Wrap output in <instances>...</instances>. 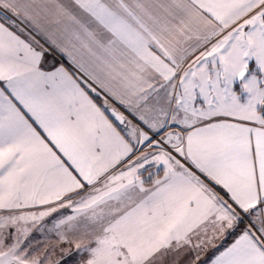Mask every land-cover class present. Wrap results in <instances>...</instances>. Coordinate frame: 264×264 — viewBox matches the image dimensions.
Instances as JSON below:
<instances>
[{
	"label": "snow or ice",
	"instance_id": "1",
	"mask_svg": "<svg viewBox=\"0 0 264 264\" xmlns=\"http://www.w3.org/2000/svg\"><path fill=\"white\" fill-rule=\"evenodd\" d=\"M0 264H264V0H0Z\"/></svg>",
	"mask_w": 264,
	"mask_h": 264
}]
</instances>
